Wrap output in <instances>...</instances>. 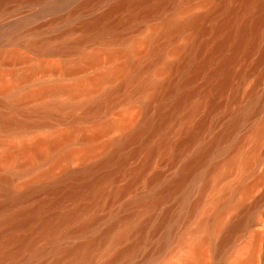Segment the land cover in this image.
<instances>
[{
    "label": "bare ground",
    "instance_id": "6f19581e",
    "mask_svg": "<svg viewBox=\"0 0 264 264\" xmlns=\"http://www.w3.org/2000/svg\"><path fill=\"white\" fill-rule=\"evenodd\" d=\"M191 3L205 11L186 15ZM123 10L127 17L116 18ZM77 30L58 43L28 41L33 57L0 53V264H139L154 242L140 264H264V211L251 217L264 194L244 206L260 184L246 175L264 174V0H119ZM56 72L72 82L24 87ZM158 156L172 176L146 177ZM47 161L51 167L35 171ZM26 168L32 179L17 190L12 173ZM121 176L130 179L116 187ZM42 194L48 198L29 205ZM66 202L74 206L63 209ZM118 204L123 213L114 215ZM99 209L114 218L96 232ZM245 232L251 247L227 257ZM75 236L85 239L64 245ZM171 241L176 250L159 263L155 255Z\"/></svg>",
    "mask_w": 264,
    "mask_h": 264
},
{
    "label": "rangeland",
    "instance_id": "374dc122",
    "mask_svg": "<svg viewBox=\"0 0 264 264\" xmlns=\"http://www.w3.org/2000/svg\"><path fill=\"white\" fill-rule=\"evenodd\" d=\"M119 0H8L6 1L3 6L0 8V53L6 54L14 49L20 50L23 54L29 55L31 57L32 53H30L26 47V44L28 41H43V40H56L57 37H60L64 32L72 30L67 38L69 39H75L79 37L80 31L77 29L80 27L82 23L90 22L92 19H95L102 14H105L109 8L111 9L114 4H116ZM114 2V3H113ZM116 2V3H115ZM108 9V10H107ZM127 10H123L122 12L117 13L118 15H115L116 18H126L127 15L125 13H128ZM205 11V8L195 3H191L190 7L185 12L186 15H194V14H200ZM124 15L126 17H124ZM162 20V15L153 17L150 20L151 25H159ZM146 28V27H145ZM132 29H126L124 30L125 34H130ZM148 29H143L140 32V35H147ZM55 38V39H54ZM59 41L56 40L55 43H58ZM184 40L182 38L178 39L176 41V45H183ZM92 45V44H89ZM92 46L87 47V50L90 52L92 50ZM257 54L253 56V59L256 58ZM49 57V58H48ZM57 57L53 56H47V61H55ZM70 59H75V56H72ZM176 58H170V61H174ZM34 62V61H32ZM34 64V63H33ZM32 64V65H33ZM104 66V65H103ZM95 69H89L86 70L82 75H92L94 74ZM57 81H64V82H72V79L65 78L61 72L56 73H46V74H40L37 75L32 81H30L26 86L27 89H35L42 83H53ZM264 82V81H263ZM203 80H198L196 85H202ZM115 85V84H114ZM114 85L106 84L104 85V88H109ZM23 87V88H24ZM24 88V89H26ZM248 86H245L244 89H248ZM264 89V83L261 84V86L258 88V93H261ZM223 100V98L221 99ZM33 106V104H30L28 107ZM1 109V106H0ZM264 110V106H263ZM119 109L111 113L108 117L110 119H115L117 117ZM263 115V112L261 115L256 118L254 123H257L260 117ZM39 133V132H37ZM243 133H239V135H242ZM37 136V135H36ZM40 136V134L38 135ZM132 147H130L128 150H131ZM188 155H191V153H188ZM98 159V158H97ZM89 160L88 164H93L95 162H98L100 158ZM221 158L216 157L211 163H208V165L212 163L220 162ZM51 161H47L44 163L37 164L35 166V171H44L47 170L49 167H51ZM152 168H150L147 173L146 177H149L154 171L159 170L163 171L166 177L172 176L175 169L169 168L168 162H164L160 156L156 157L153 162ZM51 164V165H50ZM138 164V159L130 160L128 162L127 168H134ZM161 164V165H160ZM78 164H70L71 168L77 167ZM264 156H263V165L262 168L264 169ZM4 171V172H3ZM1 173H6L5 169H2ZM65 173V164L58 167L55 170L56 176H62ZM2 175V174H1ZM32 171L28 168L26 169H17L12 173L11 179L13 183L16 185L17 190L19 188H23L25 184H27L32 179ZM259 179V185L255 188V192L252 194L250 198H248L244 202V206L250 208L252 207L258 199H260L264 194V174L258 173H252L249 172L246 175V183H253ZM130 177L129 176H121L118 178L116 182V187H122L124 186L128 181ZM50 181V180H47ZM140 188V190H139ZM143 191L141 185L138 186V192ZM144 193V192H141ZM147 194V193H146ZM132 195H126L123 197V199L120 202H127L131 200ZM47 195H39L36 198L31 199V203L29 205H34L33 201H39L43 199H47ZM4 200V198L0 195V203ZM25 203L20 204L18 207H23ZM74 206L73 202H66L63 205V209L72 208ZM170 205H166L165 207H168ZM177 207L173 209V211H176ZM113 214L120 215L123 213L121 210V205L118 204L113 207L112 209ZM264 211V203L260 205V208L257 210V212L253 215H251L254 219H259L260 214ZM97 213L101 216V220L99 224L96 226V232L103 231L108 223H110L114 216L107 217V212H105L102 209L97 210ZM1 214V213H0ZM194 225H190V228H193ZM84 237L81 236H75L71 239H68L64 242V245H73L80 243L84 240ZM253 243V239L251 234L248 232L245 233H238L230 246L229 250L227 251L226 256L229 257V255L233 251H237L240 248L246 247L250 248ZM156 245V242H154V246L149 245L146 247L143 251H140L138 253V257L136 259V263H144L145 260V254L148 250H152ZM177 242L171 241L166 248L161 251L160 253H157L155 255V259L160 263L164 260H166L172 252L176 250ZM238 255L240 257H244L245 254L240 251L238 252ZM50 257L46 258L45 262H49ZM105 260V258L103 259ZM103 260L98 261L101 263ZM22 261V260H21ZM173 262H175V258H172ZM9 264V263H8ZM116 264H125L123 261H119Z\"/></svg>",
    "mask_w": 264,
    "mask_h": 264
}]
</instances>
